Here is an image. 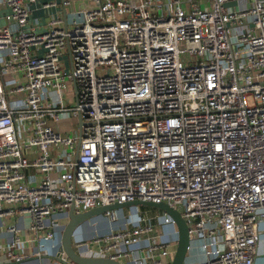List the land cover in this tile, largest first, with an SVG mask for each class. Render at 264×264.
I'll list each match as a JSON object with an SVG mask.
<instances>
[{
    "label": "built area",
    "instance_id": "built-area-1",
    "mask_svg": "<svg viewBox=\"0 0 264 264\" xmlns=\"http://www.w3.org/2000/svg\"><path fill=\"white\" fill-rule=\"evenodd\" d=\"M0 18V219L29 216L32 256L65 260L71 208L144 201L179 212L188 253L201 255L184 263L253 264L264 224V0H0ZM78 116L73 135L47 123ZM20 229L6 228L15 263L29 250ZM177 235L160 211L76 234L73 248L172 264Z\"/></svg>",
    "mask_w": 264,
    "mask_h": 264
},
{
    "label": "water",
    "instance_id": "water-1",
    "mask_svg": "<svg viewBox=\"0 0 264 264\" xmlns=\"http://www.w3.org/2000/svg\"><path fill=\"white\" fill-rule=\"evenodd\" d=\"M77 125L78 130L82 126V121L80 116L77 117ZM80 147V139L78 140L76 151H78ZM152 207L160 210L162 213H166L175 223L177 228V245L176 250L173 257L172 264H184L188 253L189 247V234L188 228L184 220L181 218L178 211L168 207L165 204H154L151 202L144 201H134L130 203L124 204H115L111 206L98 207L96 209L90 210L81 214H74L73 208H71L68 212V223L66 224L61 237H60V251L63 253L64 261H62L59 256L60 254H56V256L52 257L56 262L62 264H121L116 261H112L105 258H89L80 256L75 252L73 248V240L76 236V233L79 231L81 225L91 220L92 218L103 215L107 211H115L128 207Z\"/></svg>",
    "mask_w": 264,
    "mask_h": 264
},
{
    "label": "crops",
    "instance_id": "crops-1",
    "mask_svg": "<svg viewBox=\"0 0 264 264\" xmlns=\"http://www.w3.org/2000/svg\"><path fill=\"white\" fill-rule=\"evenodd\" d=\"M36 14L37 13L33 14V19H34V15L37 16ZM40 17H42V14L40 15ZM36 18H38V16ZM0 21L3 22V26H1L0 28H3L6 25H8L4 19L0 18ZM4 79L5 81H10V80L22 81L21 75H8V76H5ZM72 98L73 96L70 90V93L68 95L69 104L72 102ZM62 119H68V118H62ZM47 123L52 128L57 129L63 135H73L77 132L76 130H78V125H77V129L69 133L67 131L61 130L59 121L54 122L50 120ZM28 176L30 178L29 180H32L33 172H31ZM11 224H16L21 228L20 229V240L21 242H23V244L26 247H29L28 251H26L25 253H22V257L23 256L24 257L19 263H15L14 261L10 260L7 257V253H6L7 251L5 250L6 242L9 240V236L6 234V228ZM29 226H30V219L28 215H24L22 218L10 217V218L0 219V264H62V263L56 262L52 258L56 256L55 255L56 252L54 250L44 251L43 252L44 254H42L40 258H35L34 256H32L33 250L31 249V247L34 245L35 246L37 245V239L29 231ZM82 230L83 232L85 231L84 229H81L79 231H82ZM79 231L76 234H78ZM188 257L189 259L199 260L201 258L200 251L193 250L191 251V253H189ZM253 257H254L253 264H264V224H261L258 227V242L255 246Z\"/></svg>",
    "mask_w": 264,
    "mask_h": 264
},
{
    "label": "rangeland",
    "instance_id": "rangeland-1",
    "mask_svg": "<svg viewBox=\"0 0 264 264\" xmlns=\"http://www.w3.org/2000/svg\"><path fill=\"white\" fill-rule=\"evenodd\" d=\"M42 12H37L38 18ZM35 16L34 18H36ZM3 26V22L0 21V27ZM62 69L69 71L70 65L67 54L62 56L61 59ZM60 128L62 131H67L69 133L73 132L75 129H77V119L75 117H71L68 119H61L59 120ZM114 221H112L109 218H105L103 215L92 218L91 220L87 221L83 225H81L80 229H84L85 231H79V233L76 236V240H84L87 239L95 234L103 235L110 230H113L115 227L122 226L124 223L129 222H135L137 221L140 216L147 215L149 217L154 216L158 213H160V210L152 207H128L120 210L113 211ZM163 231L166 234H170L173 232L172 226H161ZM83 232V233H82ZM82 233V234H81ZM168 239H171V236L168 235ZM189 253L187 254V256ZM184 264H188L185 262Z\"/></svg>",
    "mask_w": 264,
    "mask_h": 264
}]
</instances>
